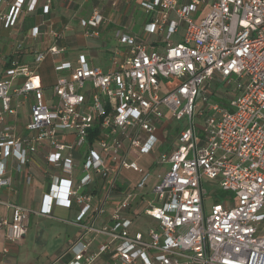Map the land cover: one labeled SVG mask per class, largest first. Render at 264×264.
Instances as JSON below:
<instances>
[{
  "label": "built area",
  "instance_id": "2783aa9c",
  "mask_svg": "<svg viewBox=\"0 0 264 264\" xmlns=\"http://www.w3.org/2000/svg\"><path fill=\"white\" fill-rule=\"evenodd\" d=\"M26 1L33 10L37 0H13L0 13L5 28ZM128 1L142 12L141 34L115 32L126 51L111 54L109 69L57 60L64 51L55 46L30 64L17 55L8 61L0 75V188L12 185L9 157L20 172L43 149L46 214L51 200L79 208L81 236L66 264H264V0ZM106 23L96 8L81 20L86 37ZM152 36L160 50L149 49ZM48 58L57 76L47 97L35 75ZM220 79L237 83L228 108L212 101ZM166 129L172 144L161 150ZM7 207L0 227L16 242L29 212Z\"/></svg>",
  "mask_w": 264,
  "mask_h": 264
},
{
  "label": "crops",
  "instance_id": "0c3cea01",
  "mask_svg": "<svg viewBox=\"0 0 264 264\" xmlns=\"http://www.w3.org/2000/svg\"><path fill=\"white\" fill-rule=\"evenodd\" d=\"M104 2L109 3L112 9H123L122 15L126 16L125 24H121L122 15H116L115 19L119 21L109 19L99 29L98 37H86L81 20L90 16L94 3L98 2L94 0H51L50 5L46 7V0H37L35 8L28 10L26 1L14 26L5 28L0 22V75L14 55L19 57L20 62L30 64L36 52L47 51L53 46L64 52L93 51L96 48L92 41L98 40L102 33L114 27H121L131 33L132 27H128L130 23L128 13L133 7L138 8L137 5L128 0H118L117 5L112 7L111 0ZM12 3L13 0L2 2L0 13H6ZM135 23L136 21H132V24ZM33 29H37L34 36L31 35ZM50 31L58 37L52 36ZM150 38L153 39L151 41L147 39L148 43L152 44L149 45V49L160 50L162 41L153 36ZM154 40H157L155 44ZM105 45L107 44L102 42L97 49ZM106 51L109 53L110 51H126V47L118 43V48ZM63 53L57 60L66 61ZM79 57L80 55L77 56ZM53 64L50 58L46 59L35 75L36 82L45 89L47 97L50 95V87L57 76L53 71ZM25 112L26 110L24 114ZM19 120L17 128L21 131L25 122L22 114L19 115ZM43 152L41 149L36 154L27 155L20 172L17 171V161L13 157L6 160L4 175L11 177L12 185L10 188H0V221L10 218L11 212L7 204H17L28 210L29 214L26 233L19 241H7L5 228L0 227V264H66L73 260L71 247L80 240L81 236L80 226L76 224L79 208L74 203L70 208H64L51 200L49 213L46 214L44 195L48 192L49 181L45 170H49V167L45 164ZM142 160L144 162L146 159ZM129 175L135 176L133 173L125 172L123 177L129 178ZM27 177L31 178L30 184L25 183ZM48 223H56L61 227L52 233L54 228L52 225L47 226ZM50 240H54V246L48 249ZM101 262L102 260H98L95 264Z\"/></svg>",
  "mask_w": 264,
  "mask_h": 264
},
{
  "label": "rangeland",
  "instance_id": "374dc122",
  "mask_svg": "<svg viewBox=\"0 0 264 264\" xmlns=\"http://www.w3.org/2000/svg\"><path fill=\"white\" fill-rule=\"evenodd\" d=\"M93 8H96L97 10H99L101 15L106 19V21H108L110 19V20L115 21V22L119 21V20L115 19L116 18L115 16L116 15H122V10H123V9L120 10L119 8L112 9L110 7L109 3H105L104 1L94 3ZM133 9H134V7H133ZM133 9H131L128 13V20L130 22L128 24V27L129 28L132 27V29H131L132 34L140 35L141 34V26H140L139 21H141L143 15H142V12L139 8L135 7V9L134 10ZM112 11H115V13H112ZM205 13H206V11L203 13V15H205ZM125 20H126V16L122 15L121 16V24L124 25ZM132 21L133 22L136 21V23L132 24ZM101 28L102 27H100L99 29H101ZM115 30H121V27H114L110 31L107 30L106 32H104L100 35V38L98 40L92 41V43H94V45H95V47H94V48H96L95 50H93V51L92 50L91 51H66L63 53L64 59L74 61L77 58V56L80 55V58L84 59L89 66L98 67V68H101L102 70L109 69V61L108 60L114 51H110V53H109V51H106V50L118 48V42H117V39L115 38ZM178 38L179 37L174 36V37H172L171 40L173 42H177ZM151 39H153V38H149L150 41H151ZM102 42H104L107 45L97 49V47L100 46V44ZM158 48H160V47H158ZM0 69H1V65H0ZM232 80L236 81V78L232 77ZM236 85H237V83L235 82V83L227 86L226 82H224L220 79L218 83H215V85H213V89L217 90V94H216V96L212 97V101L219 104L220 106H224V107L228 108L229 107L228 106L229 100L235 94ZM162 135H163V138L165 139V141L161 147V150H165L171 146L172 139L169 137L168 129L163 131ZM151 170L154 173L157 172V174H158L161 172L164 173L166 171V168L162 167V168L157 169V170L152 168ZM135 178L136 177H134L133 175H129V179H132V181H134ZM207 188H208V190H210V187L208 185H207ZM216 195L217 196H219V195L225 196L227 194L222 193L220 191H217ZM153 197H154V195L150 194V193H148V195H146V199L151 200V199H153ZM211 202H212V199H209L207 201V204H210ZM263 223H262V225H264ZM51 225L54 228L52 233H55L61 227V226L57 225L56 223H48L47 224V226H51ZM52 246H54V240H50V244H49L48 249H51Z\"/></svg>",
  "mask_w": 264,
  "mask_h": 264
}]
</instances>
